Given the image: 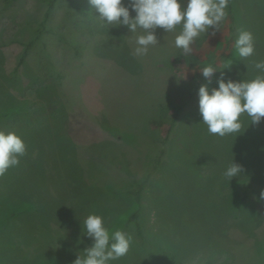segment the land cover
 <instances>
[{
  "label": "rangeland",
  "instance_id": "obj_1",
  "mask_svg": "<svg viewBox=\"0 0 264 264\" xmlns=\"http://www.w3.org/2000/svg\"><path fill=\"white\" fill-rule=\"evenodd\" d=\"M52 1L0 0V131L27 148L0 177V264H73L93 243L90 214L132 237L109 264H264V202L243 200L264 189V118L242 114L239 132L213 135L198 97L221 72L264 74V0H229L220 31L188 55L174 43L180 27L158 28L139 58L141 30L100 21L88 0H55L47 15ZM240 28L255 41L246 59ZM232 161L243 171L230 180Z\"/></svg>",
  "mask_w": 264,
  "mask_h": 264
},
{
  "label": "clouds",
  "instance_id": "obj_2",
  "mask_svg": "<svg viewBox=\"0 0 264 264\" xmlns=\"http://www.w3.org/2000/svg\"><path fill=\"white\" fill-rule=\"evenodd\" d=\"M89 4L99 13L98 19L108 25L127 26L130 33L141 30L142 34L135 38L136 47L132 50L134 57L146 56L150 47L159 44L156 36L158 28L166 33L174 32L177 27L181 31L175 37V46L183 50L184 55L192 52L191 45L201 33L209 29L220 31L222 22L227 18L229 0H129L125 6L123 0H88ZM130 8L135 12L133 17ZM238 38L235 48L239 57L246 59L255 52L254 36L250 30L237 29ZM230 66V65H229ZM227 66V67H229ZM225 67V68H227ZM254 67L264 73V60L255 62ZM203 77L211 83L217 71L212 65L200 69ZM199 112L208 132L224 137L240 131V116L247 114L252 124H259L264 118V74L254 79L225 82L223 72L218 80V88L209 90L203 84L198 90ZM27 148L24 140L15 132L0 131V177L9 168L19 166L20 158L25 156ZM243 171L241 165L232 161L225 171L230 180ZM264 200V189L260 192ZM85 234L93 241L92 245L78 254L73 264H109L110 261L125 256L131 247L132 237L122 230L109 233L104 226L103 217L90 214L83 221Z\"/></svg>",
  "mask_w": 264,
  "mask_h": 264
},
{
  "label": "trees",
  "instance_id": "obj_3",
  "mask_svg": "<svg viewBox=\"0 0 264 264\" xmlns=\"http://www.w3.org/2000/svg\"><path fill=\"white\" fill-rule=\"evenodd\" d=\"M55 0H53L50 4V7H49V10L47 12V15H49L50 11L52 10L53 8V4H54ZM192 59L194 60V64L196 63L198 57L197 56H192ZM254 197L255 201L257 203H262L264 202V200H261L259 197H260V194H253L250 192V190L248 188H246L245 192H244V196H243V200H247L249 198H252ZM133 222H135V226L137 227V233L138 235H140L142 237V230L140 228V225L139 223L135 220L136 218H131Z\"/></svg>",
  "mask_w": 264,
  "mask_h": 264
}]
</instances>
